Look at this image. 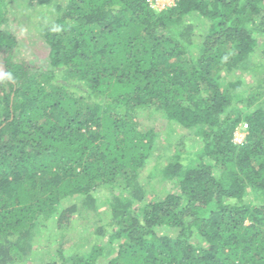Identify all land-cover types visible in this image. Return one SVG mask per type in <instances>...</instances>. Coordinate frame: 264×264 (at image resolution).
<instances>
[{"label": "trees", "instance_id": "trees-1", "mask_svg": "<svg viewBox=\"0 0 264 264\" xmlns=\"http://www.w3.org/2000/svg\"><path fill=\"white\" fill-rule=\"evenodd\" d=\"M14 1L54 13L33 26L43 69L17 57ZM260 36L264 0H0V264L25 262L49 229L42 264H264ZM236 70L260 76L241 88ZM178 127L147 173L175 190L147 198L141 172ZM99 199L106 220L76 252L73 220H99Z\"/></svg>", "mask_w": 264, "mask_h": 264}, {"label": "rangeland", "instance_id": "rangeland-1", "mask_svg": "<svg viewBox=\"0 0 264 264\" xmlns=\"http://www.w3.org/2000/svg\"><path fill=\"white\" fill-rule=\"evenodd\" d=\"M61 1V0H60ZM17 2H13L10 5L7 15L6 27L9 28L12 33L17 38V45L15 46V50L18 52L17 57L20 59H25L28 64L34 67H38L43 69L47 66L48 58L46 55L47 45L44 40L40 37L39 33L36 29H33V26H36L40 21L50 20L55 17L52 11L47 10L46 7H41L40 5L35 4L33 7H24L23 5H15ZM174 3V0H151V5L155 9H163L165 6H170ZM42 10V11H40ZM38 11V12H36ZM40 14L43 15V20L40 18ZM31 26V27H30ZM253 60L257 62L264 63V37L260 36L258 39V45L253 52ZM264 75V72H263ZM257 73H252L249 70L245 71H235L227 80L231 79H240L241 80V88H250L256 84V79L259 77ZM226 81V80H225ZM264 81V79H263ZM145 112L141 111V113L136 117L138 123L143 125H152L151 122H147L145 120ZM242 125L237 126L233 132L232 140L235 143H240L244 140L245 135L247 133V126H244L243 121H241ZM185 132L184 128H176L175 131L167 136L166 134L161 133L160 139L162 140V145L158 149L154 150L153 155L148 160L145 165L143 171L141 172V181L146 186L147 192L146 197H161L167 191H173L175 188L173 187L171 181H163L160 182L156 177L150 180L151 184L147 181V173L151 166L157 162L156 155L159 153L170 154L173 152L174 143H169L173 137L178 138ZM170 137H172L170 139ZM169 141V142H167ZM193 139H186L185 147L188 151H194L197 149L198 145L193 144ZM193 144V145H192ZM161 163H163L164 159H160ZM159 160V161H160ZM96 196H101V192L97 191ZM101 199L98 200L101 204L98 207V211L101 214H98L99 220L96 219V216L93 213H83L74 218L71 230H69L68 234L70 236L71 242L74 245H79L77 248L75 246L76 252L80 250L88 249L92 243L95 242L93 237H90V233L93 232V226H90V223H94L95 226H99L102 221H105L106 217L103 214V210L105 209L104 204H102ZM97 202V203H98ZM68 204V201L65 202ZM51 230L45 231L44 234L37 239L35 242V248L37 249L35 252L31 253L26 257L25 262L21 261L17 264H42V261H45L49 258V253H46L48 250L51 251V254L54 253L57 248V241L59 237L55 240H50L45 242V239L50 237ZM53 230V234H54ZM92 239V240H91ZM106 236L102 239L104 241ZM100 242V241H99ZM45 247H50V249H46Z\"/></svg>", "mask_w": 264, "mask_h": 264}, {"label": "built area", "instance_id": "built-area-1", "mask_svg": "<svg viewBox=\"0 0 264 264\" xmlns=\"http://www.w3.org/2000/svg\"><path fill=\"white\" fill-rule=\"evenodd\" d=\"M148 2L149 3H151V0H148ZM241 125H242V123H240L238 126H240L241 127ZM244 126H247V124L246 123H244ZM237 128V127H236Z\"/></svg>", "mask_w": 264, "mask_h": 264}]
</instances>
